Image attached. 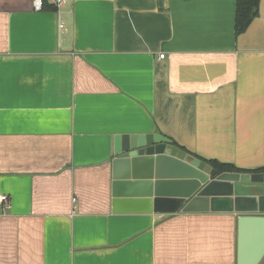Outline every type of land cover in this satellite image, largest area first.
<instances>
[{
  "label": "crops",
  "instance_id": "crops-1",
  "mask_svg": "<svg viewBox=\"0 0 264 264\" xmlns=\"http://www.w3.org/2000/svg\"><path fill=\"white\" fill-rule=\"evenodd\" d=\"M236 8L0 0V264H237L236 213L112 206L116 136L264 167V0L238 37Z\"/></svg>",
  "mask_w": 264,
  "mask_h": 264
},
{
  "label": "water",
  "instance_id": "water-1",
  "mask_svg": "<svg viewBox=\"0 0 264 264\" xmlns=\"http://www.w3.org/2000/svg\"><path fill=\"white\" fill-rule=\"evenodd\" d=\"M113 213H236L237 264L264 260V173H222L162 134L115 137Z\"/></svg>",
  "mask_w": 264,
  "mask_h": 264
},
{
  "label": "trees",
  "instance_id": "trees-1",
  "mask_svg": "<svg viewBox=\"0 0 264 264\" xmlns=\"http://www.w3.org/2000/svg\"><path fill=\"white\" fill-rule=\"evenodd\" d=\"M260 1L261 0H237L236 8V18H235V36L243 34L250 24L259 17L260 14ZM47 10H56L55 7L46 5L44 11ZM172 144L178 147L180 150L190 154L196 158H199L203 162L209 164L213 169L217 170L219 174L222 173H240V174H255V173H264V167L256 170H244L239 169L234 165L220 163L216 160H204L197 155L188 151L185 147L179 145L176 141L169 138Z\"/></svg>",
  "mask_w": 264,
  "mask_h": 264
},
{
  "label": "built area",
  "instance_id": "built-area-1",
  "mask_svg": "<svg viewBox=\"0 0 264 264\" xmlns=\"http://www.w3.org/2000/svg\"><path fill=\"white\" fill-rule=\"evenodd\" d=\"M66 1L67 0H33V9L35 12H42L48 4L58 10L66 3ZM60 28H63V24L60 25ZM160 58L164 59V55H160ZM0 203L4 204L8 209L11 207V199L8 195H0Z\"/></svg>",
  "mask_w": 264,
  "mask_h": 264
}]
</instances>
